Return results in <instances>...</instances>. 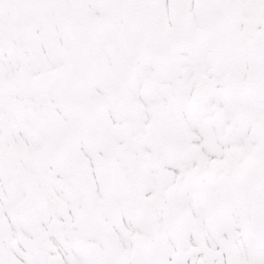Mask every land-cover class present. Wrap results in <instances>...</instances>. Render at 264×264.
<instances>
[{
	"label": "snow or ice",
	"instance_id": "1",
	"mask_svg": "<svg viewBox=\"0 0 264 264\" xmlns=\"http://www.w3.org/2000/svg\"><path fill=\"white\" fill-rule=\"evenodd\" d=\"M0 264H264V0H0Z\"/></svg>",
	"mask_w": 264,
	"mask_h": 264
}]
</instances>
